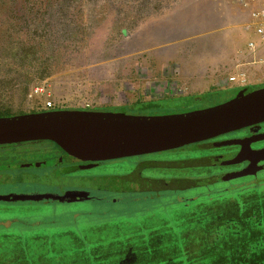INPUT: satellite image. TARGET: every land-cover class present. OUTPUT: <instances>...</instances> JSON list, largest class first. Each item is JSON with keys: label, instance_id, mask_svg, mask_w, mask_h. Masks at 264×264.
Segmentation results:
<instances>
[{"label": "rangeland", "instance_id": "obj_1", "mask_svg": "<svg viewBox=\"0 0 264 264\" xmlns=\"http://www.w3.org/2000/svg\"><path fill=\"white\" fill-rule=\"evenodd\" d=\"M251 4L252 0H0V115L39 111L49 99L59 110L157 104L149 116L228 102L239 91L227 87V80L247 59L251 15L264 7ZM239 19L243 24L238 25ZM197 94L202 95L195 101L184 97ZM178 97L184 99L167 100ZM200 152L203 149L193 144L184 152L105 161L32 185L0 187V196H61L63 191L89 195L73 203L0 202V256L36 258L49 251L65 259L68 253L81 252L83 246L74 249L69 240L82 237L93 229L90 225L100 227L118 218L137 224L147 217L154 225L180 213L177 208L184 204L223 203L264 192V170L249 178L214 180L206 187L177 180L212 172L189 167L142 169L144 178L173 180L167 188L135 185L125 177L145 160L185 159ZM67 231L69 236L62 235ZM11 257H1V264L16 261Z\"/></svg>", "mask_w": 264, "mask_h": 264}, {"label": "water", "instance_id": "obj_2", "mask_svg": "<svg viewBox=\"0 0 264 264\" xmlns=\"http://www.w3.org/2000/svg\"><path fill=\"white\" fill-rule=\"evenodd\" d=\"M264 123V88L241 90L228 102L214 107L182 114L159 116L129 115L125 112H104L88 110H57L28 113L0 118V145L30 141H51L64 152L80 162L91 165L125 159L135 156L173 151L205 142L242 128ZM228 141L213 144V147L240 144ZM242 151L232 160L205 157L182 161H146L139 164L131 175L135 185L149 187L154 184L161 188L172 185L173 180L144 178L142 169L147 166H162L185 169L235 165L245 161ZM255 161L238 172H230L212 178L177 179L200 187L217 182H229L254 175L264 170V150L256 153ZM175 180V179H174ZM83 192H67L63 196L42 194L28 196H0V201L24 202L27 200L54 199L73 203L87 200Z\"/></svg>", "mask_w": 264, "mask_h": 264}, {"label": "trees", "instance_id": "obj_3", "mask_svg": "<svg viewBox=\"0 0 264 264\" xmlns=\"http://www.w3.org/2000/svg\"><path fill=\"white\" fill-rule=\"evenodd\" d=\"M153 109L154 104H147L103 111L149 116ZM177 209L180 213L154 225L148 223L149 217L137 224L118 218L100 227L90 225L93 229L82 237L74 235L69 240L74 249L83 246L81 252L68 253L65 259L58 260L49 251L36 258L24 254L21 259L10 254L0 258H15L12 264L18 260L26 264H264V192L223 203L184 204ZM130 224L135 228L128 230Z\"/></svg>", "mask_w": 264, "mask_h": 264}, {"label": "flooded vegetation", "instance_id": "obj_4", "mask_svg": "<svg viewBox=\"0 0 264 264\" xmlns=\"http://www.w3.org/2000/svg\"><path fill=\"white\" fill-rule=\"evenodd\" d=\"M262 85L263 83L250 85L248 87H244L238 90L239 91L244 89L257 90L264 88ZM258 86H262V87H258ZM200 95L202 94L190 95L184 97L187 98L190 97L191 100L195 101L196 99H199L197 96ZM184 97L170 98L167 100H175V99L179 100V99H184ZM155 106H157V104H155ZM29 113H40V112L34 111ZM23 114H28V113L0 115V118L10 117L15 115H23ZM235 140L240 141L241 143L233 144V145H225L221 147H213V144L224 143ZM194 145L197 147H201L203 149V152L195 154L194 157L185 158L186 160L214 157V158H221V161H229L234 159L242 151V149L247 150L246 154L242 157L245 161L239 164L227 165V166L219 165V166L207 167V168H192V169L212 171L209 172L206 176H198L196 179L210 178L230 172H238L247 168L251 164L252 159L255 161L257 156L256 153L264 150V123L251 125L242 128L240 130L230 132L221 135L219 137H216L214 139ZM186 149L187 147L174 151L184 152L186 151ZM185 159H178V160L174 159L171 161H181ZM146 161H153V160H145L143 162ZM101 164L102 163H98L91 168L98 167ZM258 164L259 166H263L264 161H260ZM84 165L88 166L91 165V163L80 162L72 158L66 152H64L58 145H56L51 141H30L24 143L0 145V187L32 185L34 181L36 182L40 180L42 181L43 179L51 178L52 175L55 176L58 175V177H62L64 175H69L70 173L72 174L76 170H83L80 168ZM259 172H257L252 176L251 175L247 176L245 178L257 176ZM25 176L29 178L25 179ZM55 189H58V186H55ZM65 193L66 191H63L61 196H63ZM0 202H6V201H0Z\"/></svg>", "mask_w": 264, "mask_h": 264}, {"label": "built area", "instance_id": "obj_5", "mask_svg": "<svg viewBox=\"0 0 264 264\" xmlns=\"http://www.w3.org/2000/svg\"><path fill=\"white\" fill-rule=\"evenodd\" d=\"M252 38L246 44L247 59L227 80V87L241 89L255 84H264V7H258L249 23ZM256 79H261L257 81ZM53 100H47L39 112L57 111Z\"/></svg>", "mask_w": 264, "mask_h": 264}, {"label": "crops", "instance_id": "obj_6", "mask_svg": "<svg viewBox=\"0 0 264 264\" xmlns=\"http://www.w3.org/2000/svg\"><path fill=\"white\" fill-rule=\"evenodd\" d=\"M261 4H264L261 0H252V4L250 7L254 8V7H257L258 5H261ZM241 24H243V22H242V20L240 21V19H239L238 25H241Z\"/></svg>", "mask_w": 264, "mask_h": 264}]
</instances>
